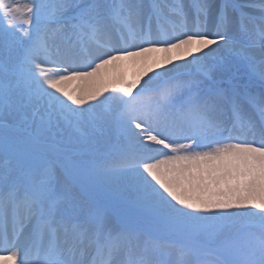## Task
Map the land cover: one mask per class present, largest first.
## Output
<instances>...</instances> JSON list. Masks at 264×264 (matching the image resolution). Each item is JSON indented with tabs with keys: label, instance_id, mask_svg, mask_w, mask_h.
Wrapping results in <instances>:
<instances>
[{
	"label": "snow or ice",
	"instance_id": "snow-or-ice-1",
	"mask_svg": "<svg viewBox=\"0 0 264 264\" xmlns=\"http://www.w3.org/2000/svg\"><path fill=\"white\" fill-rule=\"evenodd\" d=\"M0 264H264V0H0Z\"/></svg>",
	"mask_w": 264,
	"mask_h": 264
},
{
	"label": "rangeland",
	"instance_id": "rangeland-1",
	"mask_svg": "<svg viewBox=\"0 0 264 264\" xmlns=\"http://www.w3.org/2000/svg\"><path fill=\"white\" fill-rule=\"evenodd\" d=\"M224 55H227V54H224ZM258 83V82H257Z\"/></svg>",
	"mask_w": 264,
	"mask_h": 264
},
{
	"label": "bare ground",
	"instance_id": "bare-ground-1",
	"mask_svg": "<svg viewBox=\"0 0 264 264\" xmlns=\"http://www.w3.org/2000/svg\"><path fill=\"white\" fill-rule=\"evenodd\" d=\"M258 82V81H257Z\"/></svg>",
	"mask_w": 264,
	"mask_h": 264
}]
</instances>
